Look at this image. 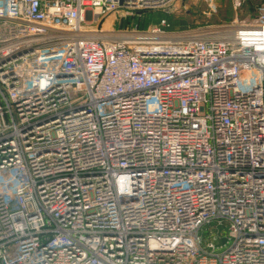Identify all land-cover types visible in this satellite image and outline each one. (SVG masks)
Returning a JSON list of instances; mask_svg holds the SVG:
<instances>
[{
	"label": "built area",
	"instance_id": "1",
	"mask_svg": "<svg viewBox=\"0 0 264 264\" xmlns=\"http://www.w3.org/2000/svg\"><path fill=\"white\" fill-rule=\"evenodd\" d=\"M179 1L0 0V264H264V0L96 28Z\"/></svg>",
	"mask_w": 264,
	"mask_h": 264
},
{
	"label": "rangeland",
	"instance_id": "2",
	"mask_svg": "<svg viewBox=\"0 0 264 264\" xmlns=\"http://www.w3.org/2000/svg\"><path fill=\"white\" fill-rule=\"evenodd\" d=\"M259 3L260 0H253L251 5L244 7L243 12H237L233 0H180L168 14L154 11L139 21L133 17L122 19L116 14L102 21L96 28L107 32L147 31L165 17L175 31L221 26L232 22L236 16H240L242 21L251 22L256 16L255 8Z\"/></svg>",
	"mask_w": 264,
	"mask_h": 264
},
{
	"label": "trees",
	"instance_id": "3",
	"mask_svg": "<svg viewBox=\"0 0 264 264\" xmlns=\"http://www.w3.org/2000/svg\"><path fill=\"white\" fill-rule=\"evenodd\" d=\"M253 3V2H252ZM151 14V12H149V13H145V14H143L142 16H140L139 18H138V16H134L133 18L135 19V20H137V21H139L138 19H141V20H143V19H145L148 15H150ZM140 20V21H141ZM161 21V20H160ZM160 21H159V23H160ZM158 23V24H159ZM158 24H156V25H158ZM155 26V25H154ZM151 28V27H150ZM149 29V28H148ZM147 29V30H148Z\"/></svg>",
	"mask_w": 264,
	"mask_h": 264
},
{
	"label": "bare ground",
	"instance_id": "4",
	"mask_svg": "<svg viewBox=\"0 0 264 264\" xmlns=\"http://www.w3.org/2000/svg\"><path fill=\"white\" fill-rule=\"evenodd\" d=\"M144 39L145 40H153L152 38H144ZM132 40H138V37L136 35H132Z\"/></svg>",
	"mask_w": 264,
	"mask_h": 264
}]
</instances>
